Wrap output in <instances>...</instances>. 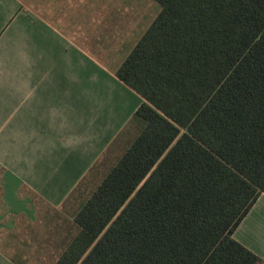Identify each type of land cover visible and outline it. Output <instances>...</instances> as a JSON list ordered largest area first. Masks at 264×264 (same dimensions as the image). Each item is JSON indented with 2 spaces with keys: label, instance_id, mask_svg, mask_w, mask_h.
I'll return each mask as SVG.
<instances>
[{
  "label": "trees",
  "instance_id": "trees-1",
  "mask_svg": "<svg viewBox=\"0 0 264 264\" xmlns=\"http://www.w3.org/2000/svg\"><path fill=\"white\" fill-rule=\"evenodd\" d=\"M116 72L144 127L55 264H264L233 235L264 194V0H153Z\"/></svg>",
  "mask_w": 264,
  "mask_h": 264
},
{
  "label": "crops",
  "instance_id": "crops-1",
  "mask_svg": "<svg viewBox=\"0 0 264 264\" xmlns=\"http://www.w3.org/2000/svg\"><path fill=\"white\" fill-rule=\"evenodd\" d=\"M129 2L0 0V264H55L117 142L144 127L116 76L151 26ZM233 237L264 261V194Z\"/></svg>",
  "mask_w": 264,
  "mask_h": 264
},
{
  "label": "rangeland",
  "instance_id": "rangeland-1",
  "mask_svg": "<svg viewBox=\"0 0 264 264\" xmlns=\"http://www.w3.org/2000/svg\"><path fill=\"white\" fill-rule=\"evenodd\" d=\"M21 1L25 5V7L29 8V9L35 8V6L36 7L44 6V5L46 6V4H45L46 0H21ZM129 3H134L135 4L137 12L142 14V18L146 20V22H147L146 26L152 25V23L155 21V19L157 18L158 14L161 11L160 5L158 3H156V2H154L153 0H130ZM126 132H125V134H123V136H121V139L117 142V145L114 147L115 149H113V151L116 150V151H114V154H115V153H117V149L122 148L123 150H121V157L123 156V154L125 152V149H127V147L131 144L132 139H133V137L129 138V136L126 139V135H127ZM138 133H137V135H138ZM110 154L111 153L109 152L107 154V156H109ZM105 159H106V157H105ZM99 169L100 168H98V171H99ZM104 175L102 176V180L104 178ZM95 184H96V182L94 183L93 186H95ZM81 189H85L86 190V186L84 185V183H83ZM86 193L88 195L87 190H86ZM86 193L83 195L84 197L82 196V199L79 202L84 200L85 197L86 198L88 197V196H86Z\"/></svg>",
  "mask_w": 264,
  "mask_h": 264
}]
</instances>
